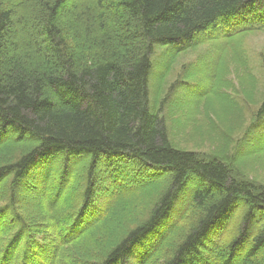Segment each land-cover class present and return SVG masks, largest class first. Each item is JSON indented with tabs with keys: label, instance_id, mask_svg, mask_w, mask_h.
Here are the masks:
<instances>
[{
	"label": "trees",
	"instance_id": "1",
	"mask_svg": "<svg viewBox=\"0 0 264 264\" xmlns=\"http://www.w3.org/2000/svg\"><path fill=\"white\" fill-rule=\"evenodd\" d=\"M259 31L264 0H0V264H264V183L238 161L264 153V98L239 119L221 82L227 48ZM217 44L191 113L166 109L179 80L152 103L157 45L175 58ZM197 74L181 72L200 93ZM208 96L236 126L214 116L220 144H174L170 124ZM47 191L60 205L25 201Z\"/></svg>",
	"mask_w": 264,
	"mask_h": 264
},
{
	"label": "rangeland",
	"instance_id": "2",
	"mask_svg": "<svg viewBox=\"0 0 264 264\" xmlns=\"http://www.w3.org/2000/svg\"><path fill=\"white\" fill-rule=\"evenodd\" d=\"M231 46L232 47L227 48V52H230L229 54H227V61L229 62H227L228 66L227 68H224V71L222 72V74L225 75V71L228 70V80L224 78L222 81L221 79H217V81H221L222 89L229 92L230 97H233V99H230L227 96V103L225 102L226 98L221 97L220 102L222 104H231L235 103L236 101L237 108L240 110V113L238 114V116L240 115V119V117L242 116L241 111L244 113V117L246 118L255 110L256 105L260 103V101L264 98V31L246 33L242 38V45L233 44ZM222 48H225V46L217 44L216 48L214 49L215 55L213 56L212 54H208L207 52L208 49H210V47L208 48V45H200L197 48L195 47L192 50L187 51L174 58L166 52V47L157 45L155 49V54L153 55V72L150 79V99L152 103H155V99L159 101L160 98L163 97L164 94H166L169 85L175 80H179V82L173 86L175 88L174 91L170 93V96L167 100L166 109H173L175 103L182 102L184 105L183 114L187 115L191 113L190 110L192 108V103L197 101V96L209 92L206 89L208 88V83L210 81L206 83L205 81L208 77L205 76H210V71H212L211 67L214 64L220 62L218 61V59L220 60L219 52ZM166 59H168V67H165ZM191 68H196L198 70V74L195 77V81L197 80L196 86L200 83L199 87H203L197 88L200 93H197V91L194 90L195 85L192 81H190V84H188L189 80L188 82H185L183 80L184 77L181 76V72L183 70L187 73V71ZM209 78H211L212 81L216 79L215 76V79L213 78V76ZM254 79L256 80V83ZM226 85H232L233 87H235L236 93L227 90L225 88ZM244 91L246 93L249 92L253 94L252 97L254 96V103L251 102V100L250 102L248 101L250 99V96L244 93ZM201 100H203L202 104L201 106H198L196 113L197 115L195 118L192 119L191 122H186V124H183L182 126L179 125L178 127L176 125L170 124V137L174 144L176 143L183 147H191L194 142L202 140V142L205 141L210 144L209 146L212 147L211 138H216V142L220 144V138L222 137V135L220 126H218L217 123L210 122L208 120L213 119V117L215 116L227 130H229V125L235 124V127L238 123L237 116L232 118L230 124L226 122L225 114L221 113L220 111L223 109L222 106L220 107V109L218 108L217 110L212 109L215 108L212 107L213 104L210 101L213 100L212 97L208 96L207 99L203 97ZM205 101L206 103H204ZM200 108L206 109L203 112L204 116L201 117L199 115ZM230 128H232V126H230ZM212 132L216 135L215 137L213 136ZM205 142L200 145V149L207 150V148H209V146ZM248 158H251L252 164L243 162L245 157H241L240 159H238V161L246 164L247 169L245 170H248L247 172H249L250 170L253 176H255L258 180L264 183V153L252 154V156ZM125 169L129 171H134L133 168L128 165L125 166ZM80 178L82 179V175L78 174L76 181L79 182V180H81ZM138 179H140V177ZM50 182L52 183V187L58 185V183L55 181V178L51 177V181H49V183ZM128 190H130V186L127 184L123 187L112 190L111 195H115L113 198L116 199L117 194L120 195ZM52 191H54V188L52 189ZM65 191L67 195L61 200L66 202L68 201L69 203H71L73 199H75V197L73 198L74 191L71 182H68V187L67 189H65ZM152 192L153 189L151 188L149 193ZM26 194L28 195V199L25 198V201L30 202L32 205L38 204L37 207L41 205L44 207L45 204L49 202L54 205L59 202V204L57 205H60L59 200L55 198L53 201L51 200L52 195L51 192L48 191L44 194V196L39 197L35 196L33 192H26ZM65 194L63 193V195ZM46 196L49 197L46 198ZM114 199L112 203L115 202ZM81 200L83 201L82 196L76 197V203L81 202ZM120 201L124 200L121 199ZM112 203L110 206H112ZM105 204L106 202L100 201L101 206L104 207ZM67 205L68 204L65 205V208L67 207Z\"/></svg>",
	"mask_w": 264,
	"mask_h": 264
}]
</instances>
